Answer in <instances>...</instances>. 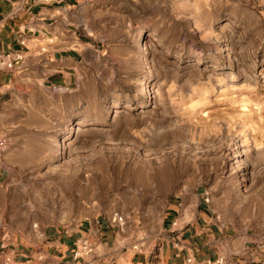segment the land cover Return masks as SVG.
I'll return each instance as SVG.
<instances>
[{
	"label": "rangeland",
	"instance_id": "obj_1",
	"mask_svg": "<svg viewBox=\"0 0 264 264\" xmlns=\"http://www.w3.org/2000/svg\"><path fill=\"white\" fill-rule=\"evenodd\" d=\"M62 87L0 109V243L93 216L154 240L200 188L264 241V0H86Z\"/></svg>",
	"mask_w": 264,
	"mask_h": 264
},
{
	"label": "crops",
	"instance_id": "obj_2",
	"mask_svg": "<svg viewBox=\"0 0 264 264\" xmlns=\"http://www.w3.org/2000/svg\"><path fill=\"white\" fill-rule=\"evenodd\" d=\"M86 0H0V109L41 89L62 87L72 75L84 41ZM119 218H122L119 220ZM138 221L93 216L50 224L32 238L0 243V264H264V241L239 232L198 188L168 197L154 240L135 235Z\"/></svg>",
	"mask_w": 264,
	"mask_h": 264
},
{
	"label": "built area",
	"instance_id": "obj_3",
	"mask_svg": "<svg viewBox=\"0 0 264 264\" xmlns=\"http://www.w3.org/2000/svg\"><path fill=\"white\" fill-rule=\"evenodd\" d=\"M21 60V56L11 58L9 54L0 56V64L6 66L7 68L13 69ZM122 218H119L121 220ZM207 264H228L224 258H219L214 262H207Z\"/></svg>",
	"mask_w": 264,
	"mask_h": 264
}]
</instances>
